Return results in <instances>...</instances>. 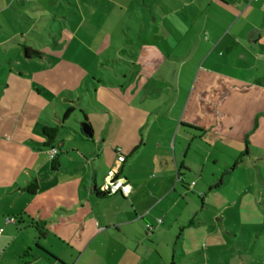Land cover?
Returning <instances> with one entry per match:
<instances>
[{
  "label": "crops",
  "instance_id": "crops-1",
  "mask_svg": "<svg viewBox=\"0 0 264 264\" xmlns=\"http://www.w3.org/2000/svg\"><path fill=\"white\" fill-rule=\"evenodd\" d=\"M93 1L68 19L67 0H0V264H144L150 238L180 239L232 181L236 206L264 167V0H103L113 32L142 20L131 73L95 86L103 113L77 96L85 14L104 13Z\"/></svg>",
  "mask_w": 264,
  "mask_h": 264
},
{
  "label": "rangeland",
  "instance_id": "rangeland-1",
  "mask_svg": "<svg viewBox=\"0 0 264 264\" xmlns=\"http://www.w3.org/2000/svg\"><path fill=\"white\" fill-rule=\"evenodd\" d=\"M81 2L85 13H88L89 8H93V0ZM97 3L104 7L101 11L104 13L99 15L100 20L91 14H85L83 30L90 38L83 40L85 56L82 64L85 67V79L81 94L77 93V96L83 98L82 106L85 110L94 107V111L103 113L107 108H101L96 103L99 99L106 102L107 90L99 89L96 92L95 86L107 85L109 82L122 83L124 75L131 73V63L135 62L133 53L136 49L132 40H136V35L142 30V20L138 22L139 20L129 18L131 16L126 14L122 24L117 26L115 34L111 28L112 23L107 20L109 14L106 2L98 0ZM66 7L68 13L65 16L73 19L77 11L74 0H67ZM143 9V6H137L132 10L130 8V11H138L141 14ZM103 14L106 15L105 19ZM98 33L100 35H97ZM96 35L97 38H93ZM188 74V71H183L182 79L188 77ZM71 116L70 122L74 123L73 114ZM91 127L93 129L92 125ZM110 153L105 151L106 163L110 162L107 157ZM255 179V184L243 183L236 206L228 199L229 189L235 184L234 181L222 191L211 192L207 202H212L213 207L200 216V221H196L195 226L184 229L180 239L176 240L175 231L173 237H166L165 240L160 236L153 241L150 238L148 245L139 248L142 254L147 252V257L144 258L148 261L144 264H264V167L261 168L260 178ZM225 205H228L229 209L224 214L217 215L215 207L220 212ZM125 244H129L127 249L133 247L130 242ZM157 244L159 245L156 246ZM116 263L138 264L135 261L123 262L120 258Z\"/></svg>",
  "mask_w": 264,
  "mask_h": 264
},
{
  "label": "trees",
  "instance_id": "trees-1",
  "mask_svg": "<svg viewBox=\"0 0 264 264\" xmlns=\"http://www.w3.org/2000/svg\"><path fill=\"white\" fill-rule=\"evenodd\" d=\"M32 54L34 56H36V57L38 55L36 52H32ZM73 110L74 109L72 107L67 108V110L63 114L62 121H64L70 115V113ZM59 130H60V126L59 125L44 126L42 128V133L46 137V144H45L46 147H49V148L53 147L52 145H53V143H54V141H55V139H56V137L58 135ZM59 168H60V162H59V159H58V157L56 155L53 159H51L50 169H51V171L55 172V171L59 170ZM27 190H28L29 193L34 194L36 192V190H37V186L34 185V186H31V187H28ZM94 192L96 193V195L98 197L105 196L104 194L99 193L97 190H94Z\"/></svg>",
  "mask_w": 264,
  "mask_h": 264
},
{
  "label": "built area",
  "instance_id": "built-area-1",
  "mask_svg": "<svg viewBox=\"0 0 264 264\" xmlns=\"http://www.w3.org/2000/svg\"><path fill=\"white\" fill-rule=\"evenodd\" d=\"M253 1V0H252ZM58 151L55 147H51L49 148L48 150V156H49V159H53L56 155H57ZM117 153L119 154V150H117ZM115 175V171L110 173V176L108 177L107 181H106V184L105 186L103 187V190L108 192V193H116L120 190L124 191V186H123V183L119 182L117 179H114ZM2 232V230H0V233Z\"/></svg>",
  "mask_w": 264,
  "mask_h": 264
},
{
  "label": "water",
  "instance_id": "water-1",
  "mask_svg": "<svg viewBox=\"0 0 264 264\" xmlns=\"http://www.w3.org/2000/svg\"><path fill=\"white\" fill-rule=\"evenodd\" d=\"M82 131H83V133H84L85 135H87V136H89V137L91 136L90 131L87 129V127H84V126H83Z\"/></svg>",
  "mask_w": 264,
  "mask_h": 264
},
{
  "label": "clouds",
  "instance_id": "clouds-1",
  "mask_svg": "<svg viewBox=\"0 0 264 264\" xmlns=\"http://www.w3.org/2000/svg\"><path fill=\"white\" fill-rule=\"evenodd\" d=\"M126 192H127V189H126Z\"/></svg>",
  "mask_w": 264,
  "mask_h": 264
}]
</instances>
